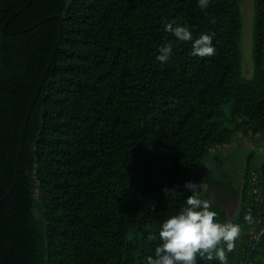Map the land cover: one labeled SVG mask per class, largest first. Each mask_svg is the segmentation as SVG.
Listing matches in <instances>:
<instances>
[{
	"label": "trees",
	"instance_id": "trees-1",
	"mask_svg": "<svg viewBox=\"0 0 264 264\" xmlns=\"http://www.w3.org/2000/svg\"><path fill=\"white\" fill-rule=\"evenodd\" d=\"M27 1L0 0V195L58 19L21 29L54 13L62 29L26 122L16 185L0 201V264H143L161 220L183 204L185 181L199 183L221 222L211 185L237 196L228 221L240 232L224 264H264V153H249L237 186L215 177L207 158L237 133L264 135V0H253L250 78L241 0L203 10L196 0H30L2 31ZM166 20L210 34L214 54L191 55ZM165 41L172 51L161 63ZM172 187L174 197L162 191Z\"/></svg>",
	"mask_w": 264,
	"mask_h": 264
},
{
	"label": "clouds",
	"instance_id": "clouds-1",
	"mask_svg": "<svg viewBox=\"0 0 264 264\" xmlns=\"http://www.w3.org/2000/svg\"><path fill=\"white\" fill-rule=\"evenodd\" d=\"M196 3L203 10L207 8L209 0H196ZM163 29L178 41H189L191 55L203 57L214 54L212 36L206 32L193 36L189 26L172 20L164 21ZM171 51V44L165 41L157 46L155 59L161 63L166 62ZM183 188L188 191L183 204L174 214L161 220L158 225L159 242L152 253L144 257L143 264H196L197 256L224 264L226 250L233 248L240 226L231 221L215 219L216 211L210 208L207 200L200 197L199 183L185 181ZM162 191L170 197L179 192L175 187L164 188ZM251 219V214L244 216V220L249 223Z\"/></svg>",
	"mask_w": 264,
	"mask_h": 264
},
{
	"label": "rangeland",
	"instance_id": "rangeland-1",
	"mask_svg": "<svg viewBox=\"0 0 264 264\" xmlns=\"http://www.w3.org/2000/svg\"><path fill=\"white\" fill-rule=\"evenodd\" d=\"M252 6L253 0H241L240 2L242 19L240 47L242 53V74L245 78H250L253 70V65L250 67L252 64ZM259 141H262L263 145L257 146ZM209 152L207 156L209 167L213 169L215 177L237 186L242 175L239 168L245 165L249 153L253 154L256 161L262 160V153H264V135L260 132H249L248 135L237 133L228 144L222 145L221 148L215 149L213 152L210 149ZM209 198L212 202H219L221 204V207L226 211V221L230 220L237 207V196L220 186L211 185Z\"/></svg>",
	"mask_w": 264,
	"mask_h": 264
},
{
	"label": "water",
	"instance_id": "water-1",
	"mask_svg": "<svg viewBox=\"0 0 264 264\" xmlns=\"http://www.w3.org/2000/svg\"><path fill=\"white\" fill-rule=\"evenodd\" d=\"M29 1L30 0H28L22 7H20L17 10H15L10 16H8L2 22V25H1L2 31H4L6 33H10V31H5V29H4V26H5L6 22L13 15L18 13L22 8H24V6L27 5ZM53 17L58 19V33H57V37H56L55 42H54V44L52 46V49H51L50 54H49V56L47 58V61H46L45 65H44V67L42 69V72H41V74L39 76V79H38V81H37V83L35 85V88H34L32 94L29 97V101H28V103L26 105V108H25V111L23 113L22 120H21L20 127H19V131H18V134H17V144H16V150H15L14 168H13L12 179H11L10 184L8 185V187L0 195V201H2L6 196H8L11 193V191L14 189V187L16 185V182H17L18 172H19V158H20V154H21V151H22L23 143H24V133H25L26 122H27L30 110L32 108V105L34 103V100H35V98H36V96L38 94V91H39L42 83H43L44 77H45L46 72H47V70L49 68V65L51 63L55 48H56V46L58 44V41H59V38H60V35H61V29H62L61 15L58 14V13L50 14L49 16H46L43 19L38 20L36 23H33L32 25H30L28 27H25L24 29H21V31L22 30H27L30 27H33L35 24H37V23H39V22H41L43 20H46V19H49V18H53ZM12 32H16V31H12Z\"/></svg>",
	"mask_w": 264,
	"mask_h": 264
},
{
	"label": "built area",
	"instance_id": "built-area-1",
	"mask_svg": "<svg viewBox=\"0 0 264 264\" xmlns=\"http://www.w3.org/2000/svg\"><path fill=\"white\" fill-rule=\"evenodd\" d=\"M254 173H252V175H253ZM254 178V177H253Z\"/></svg>",
	"mask_w": 264,
	"mask_h": 264
}]
</instances>
